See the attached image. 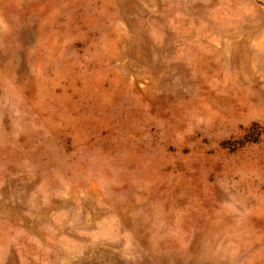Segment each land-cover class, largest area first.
<instances>
[{
	"label": "rangeland",
	"instance_id": "rangeland-1",
	"mask_svg": "<svg viewBox=\"0 0 264 264\" xmlns=\"http://www.w3.org/2000/svg\"><path fill=\"white\" fill-rule=\"evenodd\" d=\"M0 264H264V0H0Z\"/></svg>",
	"mask_w": 264,
	"mask_h": 264
}]
</instances>
